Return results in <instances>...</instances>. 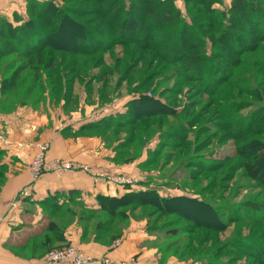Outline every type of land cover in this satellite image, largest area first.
I'll return each mask as SVG.
<instances>
[{"label": "rangeland", "instance_id": "rangeland-1", "mask_svg": "<svg viewBox=\"0 0 264 264\" xmlns=\"http://www.w3.org/2000/svg\"><path fill=\"white\" fill-rule=\"evenodd\" d=\"M118 1L121 5H129V0ZM53 3L63 10L65 5H78L82 10L84 5L81 0H54ZM176 4L186 21L189 22L191 17L196 20L199 27L193 30L197 34L192 30L180 34L178 26H164L160 28L161 34L158 28L145 30L147 35H161L157 40L134 42L127 38L123 40L125 46L122 41L100 45L109 49L99 54L98 64L93 65L95 59L84 60L78 56L80 70H75L76 92L73 93L79 95L80 91L85 101L95 106L87 114L91 116L123 112L127 102L141 94L165 103L163 109L171 113L146 119L144 141L137 143L134 137L131 143L129 154L133 160L130 162L143 156L137 165L141 178L135 177L133 185L156 189L161 195L196 196L218 209L226 228L210 234L204 256L200 258L205 264L206 261L210 264H258L237 249L244 248L238 239L246 238L252 240L250 247L264 253L261 247L264 223L259 222L264 218V188L247 176L241 167L243 158L235 150L237 144L246 139L264 140V20L257 19L253 26H247L246 21L243 23L238 18L241 29L233 28L230 34L234 37L228 42H219L218 35L233 25L230 24L233 21L231 0H216L212 6L219 12L211 19L206 13H188L183 0H176ZM193 7L196 9L197 5ZM126 13L121 7L117 21ZM129 13L132 15L131 11ZM133 13L139 17L141 12L135 9ZM88 17L75 15L79 20ZM104 18L95 15L92 20L99 23ZM210 20L211 24H208ZM245 20L251 23L249 17ZM258 23L259 31L255 27ZM95 28L107 35L114 31L109 37L118 34L117 29ZM199 34L205 38L204 43L195 41ZM173 35L178 42L170 41L174 40ZM145 46L148 49H144ZM251 47L255 49L251 50ZM127 48L132 60L126 54ZM170 51L179 55L194 53L195 70L188 72L181 66V61H177L178 57L171 59L173 52ZM130 61L136 66L122 76ZM216 62L224 65L223 71L214 65ZM127 129L113 135L124 139L128 135ZM245 203L260 206L250 211L245 209ZM139 213L143 216L144 209ZM157 235L163 243L162 232ZM180 260L193 264L191 258ZM194 262L200 264L197 260Z\"/></svg>", "mask_w": 264, "mask_h": 264}, {"label": "trees", "instance_id": "trees-1", "mask_svg": "<svg viewBox=\"0 0 264 264\" xmlns=\"http://www.w3.org/2000/svg\"><path fill=\"white\" fill-rule=\"evenodd\" d=\"M81 1L82 5L84 4L82 10L78 5H65L63 10L62 7L53 3L54 0H27V18L22 23L12 25L5 17H0V92L3 102L37 104L49 97L50 100L62 98L67 105L73 96L75 70H80L78 56L84 57V60L95 59L93 64L95 65L101 59L99 54L102 50L109 49L99 47L100 45L122 41V46H125L126 43L123 40L127 38H132L134 42L143 39L146 42H150L151 39H160L161 35L157 37L156 33L147 35L145 31L147 28H158L161 34V27L178 26L177 30L180 34L191 32V30L197 34L193 29L199 27L193 17L189 22L184 19L176 0H129V7L121 5L118 0ZM183 1L188 13H206L208 19H211L214 13L219 12L212 6L216 0ZM194 5H197L196 9ZM121 7L127 13L123 19L117 21ZM135 9L141 12L139 17L133 13ZM230 11L233 19L230 24L233 25H229L218 35L219 42H228L230 37H234L230 34L233 28L241 29L236 20L238 18H241L243 23L246 21L247 26H253L255 24L253 21L257 19L264 20V0H231ZM82 14L90 17L84 20L75 18V15ZM95 15L105 18L99 23H94L92 18ZM248 17L251 23L247 22L248 19L245 20ZM208 24H211V20ZM259 25L260 23L255 25L257 31L260 29ZM95 27L117 29L118 34L115 33L113 37H109L114 31L107 35ZM173 39L170 41L177 40L175 35ZM195 41L204 43L205 38L199 34ZM144 49L148 47L145 46ZM126 51V54L130 56L129 60H132L129 48ZM170 52H173L171 59L178 57L177 61H181V66L187 68L188 72L195 70L194 53L185 52L179 55L175 51ZM164 61L166 62L165 59ZM132 62L130 61L129 64ZM214 65L220 71L224 70V65L221 63L216 62ZM135 66L128 65L122 76ZM141 82L138 83L140 88ZM145 83L143 79V84ZM164 106L165 103L161 100L141 94L127 102L125 111L110 113L96 121L84 123L78 130L89 129L96 134L111 138L115 142L116 161L127 163L133 160L129 154L133 138L138 140L137 143L144 141L145 137L142 138V136L146 134L147 127L143 123H146V119L159 115L168 116L171 113L169 110L165 111ZM159 127L158 125L157 129ZM126 128H128V135L124 139L118 136L115 138L113 134L117 135V131ZM136 130L139 131L135 134ZM235 151L243 158L241 167L247 176L264 188V140L256 137L246 139L237 144ZM127 189L120 196L97 195L101 212L88 209L79 203L81 210L79 219L87 223L94 218L93 221L97 226L108 225L113 229L121 222H126L129 213L136 209H144L148 231L155 234L162 232L165 238L163 243L159 241V249L163 254L168 252L179 259L191 258L193 264H196L195 260L205 264V260L200 258L204 256L205 245L210 239V234L226 228L216 207H212L207 200L187 194L161 195L156 189L148 187L139 189L127 187ZM46 203H50L53 207L56 205V202L51 200H47ZM244 205L245 209L250 211H253V208L257 210L260 206L258 203ZM150 208L153 211H150ZM259 220L264 223V218ZM184 221L187 223L181 224ZM49 230L52 231L55 240L64 239V229L56 223H49ZM114 236H117V233L113 234ZM157 237L160 238L158 235ZM238 242L246 248L240 247L237 249L239 252L246 253L258 264H264V253L260 254L250 247L252 240L239 238ZM261 247L264 250V244ZM193 256L198 258L194 259ZM206 262L210 264L209 261Z\"/></svg>", "mask_w": 264, "mask_h": 264}, {"label": "crops", "instance_id": "crops-1", "mask_svg": "<svg viewBox=\"0 0 264 264\" xmlns=\"http://www.w3.org/2000/svg\"><path fill=\"white\" fill-rule=\"evenodd\" d=\"M0 17L12 25L22 23L27 18V0H0ZM78 94L73 93L67 105L62 98L49 97L37 104H7L0 92V264H46L50 249L67 244L96 259L90 264H102L99 259L105 255L125 264H186L162 253L159 238L146 228L140 209L113 229L97 226L94 218L87 223L79 219V203L99 210L97 195L120 196L127 187L139 189L138 185L107 182L94 173L141 178L137 165L143 156L133 162H117L115 142L108 136L89 129L79 131L82 124L108 114L87 115L95 106L89 105L80 91ZM41 142L49 143L47 159L72 161L88 170L50 171L33 181L29 164ZM24 189L27 194L22 193ZM51 222L64 229L63 240L53 238Z\"/></svg>", "mask_w": 264, "mask_h": 264}, {"label": "built area", "instance_id": "built-area-1", "mask_svg": "<svg viewBox=\"0 0 264 264\" xmlns=\"http://www.w3.org/2000/svg\"><path fill=\"white\" fill-rule=\"evenodd\" d=\"M36 152L34 153L29 167L32 180H36L43 173L55 171L57 173L72 172L77 169L88 170L86 165H78L72 161L63 160V159H47L46 151L49 148L48 142L37 143ZM95 176L111 182L114 184H129L132 185L136 181V178L129 174H107V173H94ZM23 194H27L26 189L22 190ZM92 256L85 253L83 250L78 248L74 244H67L61 247H56L50 249L45 256L46 264H90L94 262ZM99 261L102 264H125V262H117L109 258L108 256H102Z\"/></svg>", "mask_w": 264, "mask_h": 264}]
</instances>
